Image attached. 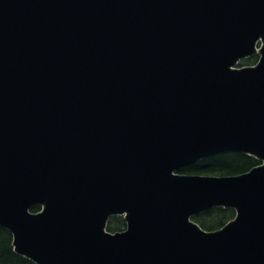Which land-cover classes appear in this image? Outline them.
I'll list each match as a JSON object with an SVG mask.
<instances>
[{
  "label": "water",
  "instance_id": "1",
  "mask_svg": "<svg viewBox=\"0 0 264 264\" xmlns=\"http://www.w3.org/2000/svg\"><path fill=\"white\" fill-rule=\"evenodd\" d=\"M259 39L257 66L233 69ZM227 152L264 162V0H0V227L17 254L264 264V164L175 174ZM215 207L235 220H190Z\"/></svg>",
  "mask_w": 264,
  "mask_h": 264
},
{
  "label": "trees",
  "instance_id": "2",
  "mask_svg": "<svg viewBox=\"0 0 264 264\" xmlns=\"http://www.w3.org/2000/svg\"><path fill=\"white\" fill-rule=\"evenodd\" d=\"M256 58L247 61L253 64ZM259 162L253 157L242 153H225L207 158L195 165L187 166L180 171L181 174H199V175H236L249 171ZM40 208H32L33 212H37ZM235 212L232 209L214 208L201 213L193 220L197 222L203 229L207 231L217 230L234 218ZM125 221L122 217H113L108 225L109 232H117L125 229ZM0 264H35L26 259L13 250L12 236L8 230L0 227Z\"/></svg>",
  "mask_w": 264,
  "mask_h": 264
}]
</instances>
